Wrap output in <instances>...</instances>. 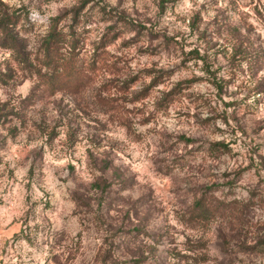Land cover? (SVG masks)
I'll return each mask as SVG.
<instances>
[{
    "label": "rangeland",
    "instance_id": "1",
    "mask_svg": "<svg viewBox=\"0 0 264 264\" xmlns=\"http://www.w3.org/2000/svg\"><path fill=\"white\" fill-rule=\"evenodd\" d=\"M0 12L69 58L29 104L0 34V264H264V0Z\"/></svg>",
    "mask_w": 264,
    "mask_h": 264
},
{
    "label": "trees",
    "instance_id": "2",
    "mask_svg": "<svg viewBox=\"0 0 264 264\" xmlns=\"http://www.w3.org/2000/svg\"><path fill=\"white\" fill-rule=\"evenodd\" d=\"M0 34L2 36L1 45L4 48L10 49L13 52V60L23 65L24 69L31 71L32 75L38 76V86L33 92V95H30L27 101H32V97L35 96V93L39 86L45 87L47 84L52 83V79L55 76L61 74L60 70H63L64 66L67 64L69 58L66 59L67 55H64L66 46L68 44L66 38L63 37V34L57 32V26L52 25L50 31L43 38V42L40 48V55L34 59L29 57L30 54L26 53V43L25 38L22 36L17 39L16 36H12L10 32V14L7 12H0ZM26 25L24 26L25 33L29 32V29L33 26V23L29 16L26 18ZM19 34V32L17 33ZM0 35V36H1ZM53 67V68H52ZM45 69V70H44ZM52 69V70H50Z\"/></svg>",
    "mask_w": 264,
    "mask_h": 264
}]
</instances>
